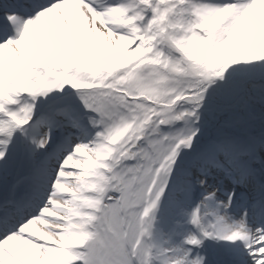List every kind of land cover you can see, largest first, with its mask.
<instances>
[{"label":"snow or ice","instance_id":"6c2138e0","mask_svg":"<svg viewBox=\"0 0 264 264\" xmlns=\"http://www.w3.org/2000/svg\"><path fill=\"white\" fill-rule=\"evenodd\" d=\"M165 194L194 229L169 248ZM204 240L264 264V0H0V264H207Z\"/></svg>","mask_w":264,"mask_h":264},{"label":"rangeland","instance_id":"374dc122","mask_svg":"<svg viewBox=\"0 0 264 264\" xmlns=\"http://www.w3.org/2000/svg\"><path fill=\"white\" fill-rule=\"evenodd\" d=\"M72 90L70 88H66L63 92H57L53 91L48 96L45 97H39L38 98V112L41 111H48L50 106L54 103V99H59L60 97H63L65 93H69ZM59 95V96H57ZM56 97V98H54ZM73 99H75L73 95ZM76 106L79 109L81 121L87 122V116L89 113H85L83 108L80 106L79 101H76ZM61 133L57 131V136L59 137ZM79 135L78 129L72 130V143H76ZM199 199L198 192L194 194L193 199L190 203H186L184 205L185 208L190 209L192 205L196 202V200ZM153 222L152 227L150 229V238L156 242L159 243L164 248L174 247L180 245L185 232H183V228H186L190 231L191 225L188 224L187 217L182 216L179 214L177 209H174L170 206L167 194H165L161 201L159 202L157 208L153 212ZM184 226V227H183ZM40 228V226H38ZM209 240H204L203 242V249H201L202 254L205 255L206 252V262L207 264H213L211 261H209L211 258L207 257L208 253L213 254L214 256L217 255V250L213 247H211V244L208 243ZM235 243H229L226 241H221V247L222 250L225 248H234ZM208 258V259H207Z\"/></svg>","mask_w":264,"mask_h":264},{"label":"bare ground","instance_id":"6f19581e","mask_svg":"<svg viewBox=\"0 0 264 264\" xmlns=\"http://www.w3.org/2000/svg\"><path fill=\"white\" fill-rule=\"evenodd\" d=\"M81 123L87 128V135H81L80 133H79V135H78V139H82V140H87L88 138H90L91 137V135H92V133L95 131L94 129H92L91 127H88V125H87V122H83V121H81ZM49 166H50V168L53 166V162L52 161H50L49 162ZM68 167H75L77 170H79L80 169V166L79 165H69ZM67 180H69V181H73V178H66ZM74 182V181H73ZM41 192H42V194L44 195V196H46L47 195V185H43L42 186V188H41ZM62 195H69L68 193H61ZM233 212H234V214L238 217L239 215H240V212H239V210L238 209H233L232 210ZM54 218H58V217H54ZM250 219H254V218H250ZM34 227V229H38V225H34L33 226ZM184 227V226H183ZM42 230V229H41ZM191 231H194V229L191 227V229H190ZM188 230H187V225H186V228L184 227L183 228V232H187ZM50 243V242H49ZM208 243H210L211 244V247H213V248H215L216 250H217V255L216 256H214L213 254H211V253H208L207 254V257L208 258H211L209 261H211L213 264H220V261L218 260V256H219V254H222V252H223V250H222V247H221V241H214V240H209L208 241ZM238 246H240V242L239 241H237L236 243H235V245H234V248H236V247H238ZM205 255H206V252H205ZM207 258V259H208ZM245 259H247V256L245 255Z\"/></svg>","mask_w":264,"mask_h":264}]
</instances>
